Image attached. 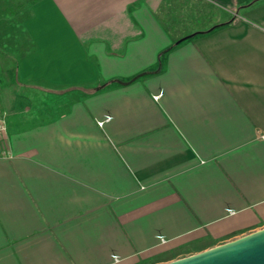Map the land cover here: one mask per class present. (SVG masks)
<instances>
[{"label": "crops", "instance_id": "crops-1", "mask_svg": "<svg viewBox=\"0 0 264 264\" xmlns=\"http://www.w3.org/2000/svg\"><path fill=\"white\" fill-rule=\"evenodd\" d=\"M181 1L3 14L0 264H158L264 225V0L168 28Z\"/></svg>", "mask_w": 264, "mask_h": 264}, {"label": "water", "instance_id": "water-1", "mask_svg": "<svg viewBox=\"0 0 264 264\" xmlns=\"http://www.w3.org/2000/svg\"><path fill=\"white\" fill-rule=\"evenodd\" d=\"M158 264H264V225Z\"/></svg>", "mask_w": 264, "mask_h": 264}, {"label": "rangeland", "instance_id": "rangeland-1", "mask_svg": "<svg viewBox=\"0 0 264 264\" xmlns=\"http://www.w3.org/2000/svg\"><path fill=\"white\" fill-rule=\"evenodd\" d=\"M19 0H0V22L3 21V14H8L11 5H15ZM176 4V3H175ZM177 5L180 8H175L173 5L164 7L162 11L163 22L168 28L182 27L186 28L190 23H198L199 25L208 26L216 22H221L229 18L230 12L226 9H220L211 3L203 0H183ZM230 11L233 7H228ZM175 15V17H172Z\"/></svg>", "mask_w": 264, "mask_h": 264}, {"label": "built area", "instance_id": "built-area-1", "mask_svg": "<svg viewBox=\"0 0 264 264\" xmlns=\"http://www.w3.org/2000/svg\"><path fill=\"white\" fill-rule=\"evenodd\" d=\"M98 123H101L99 121ZM6 144H7V127H6V120L4 113L0 107V145L3 147H0V153L6 152ZM161 241H164L165 239L161 237ZM114 261H117L118 258L116 256L113 257Z\"/></svg>", "mask_w": 264, "mask_h": 264}, {"label": "trees", "instance_id": "trees-1", "mask_svg": "<svg viewBox=\"0 0 264 264\" xmlns=\"http://www.w3.org/2000/svg\"><path fill=\"white\" fill-rule=\"evenodd\" d=\"M213 26L209 27L208 29L206 30H209L211 29ZM196 32V31H195ZM193 32V33H195ZM193 33H189V34H185V35H182L181 37L175 39L173 41V45L176 44L177 42L181 41L182 39L184 38H187L188 36L192 35ZM0 65L2 66L3 69H6V68H11V67H14L15 66V60L14 58H12L11 56H9L8 54H6L5 52H2L0 50ZM99 85H97L98 87Z\"/></svg>", "mask_w": 264, "mask_h": 264}]
</instances>
